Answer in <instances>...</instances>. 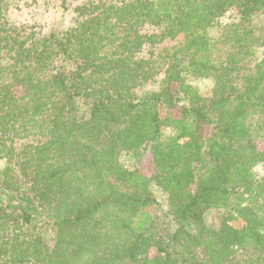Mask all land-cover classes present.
Here are the masks:
<instances>
[{"label": "trees", "instance_id": "obj_1", "mask_svg": "<svg viewBox=\"0 0 264 264\" xmlns=\"http://www.w3.org/2000/svg\"><path fill=\"white\" fill-rule=\"evenodd\" d=\"M67 1L0 0V264H264V0Z\"/></svg>", "mask_w": 264, "mask_h": 264}, {"label": "rangeland", "instance_id": "obj_2", "mask_svg": "<svg viewBox=\"0 0 264 264\" xmlns=\"http://www.w3.org/2000/svg\"><path fill=\"white\" fill-rule=\"evenodd\" d=\"M75 3L67 1L63 4L62 0H16L14 6H11L8 15L16 24L28 25L44 33H48L52 28H66L72 23L73 8ZM228 16L224 18L227 21ZM213 36H217L218 32H212ZM162 43L160 46H163ZM262 49L259 51L261 54ZM194 84L203 92H209L213 86V82L209 79H193ZM181 104H187L184 100ZM4 165V160H0V166ZM142 170L147 174L154 172V166L151 159H147L141 164ZM259 177L264 178V164L256 167ZM155 195L158 197L159 205L166 197L161 195L160 191L155 190Z\"/></svg>", "mask_w": 264, "mask_h": 264}]
</instances>
